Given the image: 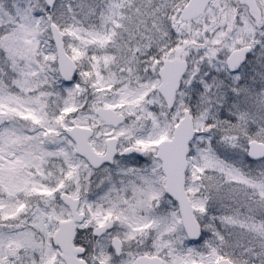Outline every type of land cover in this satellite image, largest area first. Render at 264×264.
<instances>
[{"label":"snow or ice","instance_id":"6c2138e0","mask_svg":"<svg viewBox=\"0 0 264 264\" xmlns=\"http://www.w3.org/2000/svg\"><path fill=\"white\" fill-rule=\"evenodd\" d=\"M0 264H264V0H0Z\"/></svg>","mask_w":264,"mask_h":264}]
</instances>
